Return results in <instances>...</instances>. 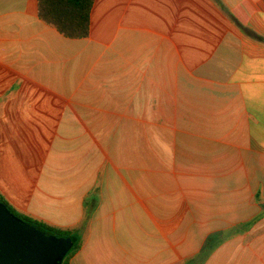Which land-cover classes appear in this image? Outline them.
<instances>
[{"label": "crops", "instance_id": "crops-1", "mask_svg": "<svg viewBox=\"0 0 264 264\" xmlns=\"http://www.w3.org/2000/svg\"><path fill=\"white\" fill-rule=\"evenodd\" d=\"M219 1L95 0L71 40L0 0V197L70 264H264V0Z\"/></svg>", "mask_w": 264, "mask_h": 264}, {"label": "water", "instance_id": "water-1", "mask_svg": "<svg viewBox=\"0 0 264 264\" xmlns=\"http://www.w3.org/2000/svg\"><path fill=\"white\" fill-rule=\"evenodd\" d=\"M74 244L22 221L0 201V264H62Z\"/></svg>", "mask_w": 264, "mask_h": 264}, {"label": "trees", "instance_id": "trees-1", "mask_svg": "<svg viewBox=\"0 0 264 264\" xmlns=\"http://www.w3.org/2000/svg\"><path fill=\"white\" fill-rule=\"evenodd\" d=\"M224 12V7L219 0H212ZM38 18L47 26L55 29L61 36L71 40L86 39L90 33V18L95 0H37ZM228 16L229 13L225 12ZM259 194L255 195V201H259ZM4 206L17 218L59 237H71L75 244L63 258L62 264H70L71 258L80 250L81 244H77L71 231L58 230L43 223L34 221L28 217L16 213L6 201L0 197Z\"/></svg>", "mask_w": 264, "mask_h": 264}, {"label": "rangeland", "instance_id": "rangeland-1", "mask_svg": "<svg viewBox=\"0 0 264 264\" xmlns=\"http://www.w3.org/2000/svg\"><path fill=\"white\" fill-rule=\"evenodd\" d=\"M114 231H116V235H114ZM139 231L140 227L137 228L136 223L131 226L128 220H123L121 217H118L117 224L113 229L108 217L107 222L98 224L95 229L92 243H94V245L103 246L110 243V241H114L121 244L123 247H130L134 244L136 233H139ZM82 257L86 258V252L82 254ZM79 260L82 259L80 258Z\"/></svg>", "mask_w": 264, "mask_h": 264}]
</instances>
